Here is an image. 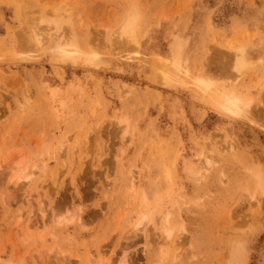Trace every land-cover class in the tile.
<instances>
[{"label":"rangeland","instance_id":"rangeland-1","mask_svg":"<svg viewBox=\"0 0 264 264\" xmlns=\"http://www.w3.org/2000/svg\"><path fill=\"white\" fill-rule=\"evenodd\" d=\"M259 174L264 0H0V264H264Z\"/></svg>","mask_w":264,"mask_h":264},{"label":"bare ground","instance_id":"bare-ground-1","mask_svg":"<svg viewBox=\"0 0 264 264\" xmlns=\"http://www.w3.org/2000/svg\"><path fill=\"white\" fill-rule=\"evenodd\" d=\"M124 25L122 26L123 28L119 32V34H121L120 36H122V35L125 36V38L128 39L129 42H131V44H137L133 38V34H134L133 33V31H134L133 23L127 22ZM37 43H38V41H37ZM67 47H74V49H75L74 55H77V56L80 55L78 48L74 44L66 45V47L62 46L60 44H56L57 54L62 56V58L67 56V54L65 52V48H67ZM180 49H179L178 45L175 43V45L173 46V48L171 50L172 55H171L170 60L162 61L160 66H159L161 68L160 69L161 70V79L165 82V84H171V83L178 82V81L183 82L182 78H180L181 77L180 76V63H179V59H178V51ZM241 65H242L241 62L237 61L236 67H240ZM194 85L200 91H204L206 89V86L202 83V81L200 79H196L194 82ZM237 104H238L237 101L227 97L225 99V101L223 102L221 109L233 117H237V118L245 117L246 118L247 113L246 112L241 113L237 107L238 106ZM120 124H125V126L127 125L125 120H120L119 125ZM126 130H127V128H126ZM124 131H125V127H124ZM207 166H209L208 162L206 163L205 167L207 168ZM205 167L199 170V172L196 174L197 177H200V176L203 177L202 175H204V173L207 172V169ZM193 176H194V174H193ZM20 179H21L20 177H17L16 180H20ZM28 179H30V178H27V180ZM257 179L260 181L258 184L260 193L264 194V178L259 174L257 176ZM249 199L254 202V205H256L257 207L259 206V203L254 196H250ZM39 203H41V202H39ZM43 225H44V221L42 222V227H43ZM166 238L167 239L170 238L169 232H167ZM244 257H245V250L243 248L238 247L237 249L234 250V258L236 260H243V259H245Z\"/></svg>","mask_w":264,"mask_h":264}]
</instances>
